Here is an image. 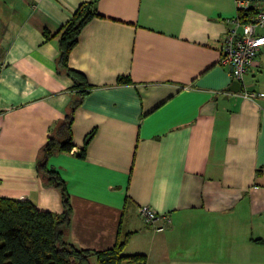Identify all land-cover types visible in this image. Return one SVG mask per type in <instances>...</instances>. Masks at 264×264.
Segmentation results:
<instances>
[{
	"label": "crops",
	"instance_id": "1",
	"mask_svg": "<svg viewBox=\"0 0 264 264\" xmlns=\"http://www.w3.org/2000/svg\"><path fill=\"white\" fill-rule=\"evenodd\" d=\"M87 1L98 15L69 65L91 86L73 148L48 160L70 195L69 239L104 250L129 233L124 253L146 264H264V48L238 92L221 63L238 0H0V197L63 211L37 163L78 92L59 39Z\"/></svg>",
	"mask_w": 264,
	"mask_h": 264
},
{
	"label": "trees",
	"instance_id": "2",
	"mask_svg": "<svg viewBox=\"0 0 264 264\" xmlns=\"http://www.w3.org/2000/svg\"><path fill=\"white\" fill-rule=\"evenodd\" d=\"M237 13L242 21H247L254 9L239 7ZM96 14L92 1L81 3L62 26L58 70L70 76L78 92L38 157V173L46 182L60 190L63 211L57 213L41 210L29 200L0 197V264H123L125 261L132 264L147 263L144 253H124L129 233L104 250L81 248L71 241L69 228L72 205L67 185L59 173L48 165V160L54 153L70 151L74 146L71 130L74 110L91 85L82 71L69 65V56L78 42L81 30ZM130 81L129 76L118 77V82Z\"/></svg>",
	"mask_w": 264,
	"mask_h": 264
},
{
	"label": "built area",
	"instance_id": "3",
	"mask_svg": "<svg viewBox=\"0 0 264 264\" xmlns=\"http://www.w3.org/2000/svg\"><path fill=\"white\" fill-rule=\"evenodd\" d=\"M253 7L254 13L249 20L242 21L239 16L230 20V26L222 39L221 63L230 67L232 76L244 83V75L259 63V53L264 48V34L259 29L264 27V0H238V8ZM243 95L253 98L261 93L245 90ZM140 214L147 223H153L157 229H163L165 224H156L159 215L149 205H141ZM169 222V218L166 217Z\"/></svg>",
	"mask_w": 264,
	"mask_h": 264
},
{
	"label": "water",
	"instance_id": "4",
	"mask_svg": "<svg viewBox=\"0 0 264 264\" xmlns=\"http://www.w3.org/2000/svg\"><path fill=\"white\" fill-rule=\"evenodd\" d=\"M241 87H242V84L239 80H233L232 85L229 87V90L238 92L240 91Z\"/></svg>",
	"mask_w": 264,
	"mask_h": 264
},
{
	"label": "rangeland",
	"instance_id": "5",
	"mask_svg": "<svg viewBox=\"0 0 264 264\" xmlns=\"http://www.w3.org/2000/svg\"><path fill=\"white\" fill-rule=\"evenodd\" d=\"M130 264H132L131 262H130ZM134 264V263H133Z\"/></svg>",
	"mask_w": 264,
	"mask_h": 264
}]
</instances>
